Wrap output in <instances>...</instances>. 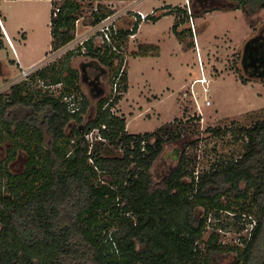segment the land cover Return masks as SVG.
Here are the masks:
<instances>
[{"label": "trees", "instance_id": "obj_1", "mask_svg": "<svg viewBox=\"0 0 264 264\" xmlns=\"http://www.w3.org/2000/svg\"><path fill=\"white\" fill-rule=\"evenodd\" d=\"M52 3L51 50L56 51L73 40L76 20L86 7L92 10L94 0ZM251 3L189 0L183 7L165 5L148 20L175 13V33L189 48L193 42L187 38L194 35L189 9L193 18L238 8L251 16L264 9V3ZM98 4L92 24L114 12ZM138 28L139 21L132 29L119 28L114 41L120 51L91 39L85 52L70 50L62 61L0 92V143L6 145V156H0V264H223L221 255L227 254L232 258L226 264H264V118L235 129L246 141L238 158L196 173L178 149L177 166L157 180L153 167L181 134L170 128L130 133L124 115L111 111L129 88L123 51ZM158 52V45L141 44L131 53ZM81 54L90 61L77 69L71 60ZM241 65L244 82H264V29L246 41ZM106 68L115 75L111 98L105 96ZM56 84L61 87L50 88ZM71 94L82 98L75 112L64 101ZM91 99L97 100L95 112ZM232 131L228 126L205 130L217 138ZM105 142L123 154H103L97 145ZM20 155L25 164L15 170ZM220 212L233 213L234 226L243 223L239 232L248 229L240 241L223 243L216 231L205 240L208 220Z\"/></svg>", "mask_w": 264, "mask_h": 264}, {"label": "rangeland", "instance_id": "obj_2", "mask_svg": "<svg viewBox=\"0 0 264 264\" xmlns=\"http://www.w3.org/2000/svg\"><path fill=\"white\" fill-rule=\"evenodd\" d=\"M98 1L103 0H94V3ZM132 1H125L117 9H122ZM140 1L137 0V4ZM188 3V0H142L137 8L148 13L158 9L159 13L164 11L162 7L165 5L183 7ZM262 3L264 0H252L251 4L258 6ZM0 4L5 14L2 20H7L5 26L8 37L14 41L19 53L16 58L0 27V66L8 76H0L2 92L8 90L23 71L31 67L36 70L56 60L62 61L64 56L51 59L55 53L51 50L50 18L53 3L50 0H0ZM84 13L89 15V7L85 8ZM175 19V13H166L156 21L141 22L136 37L129 39L123 54V67L129 74V88L120 104L111 110L126 116L130 133L164 132L170 128L174 133L181 134L178 141L167 144L153 167L157 180L177 166L178 149L185 151L191 159L190 168L196 173L209 170L219 162L238 158L245 150L246 141L235 133V129L248 127L264 118V82L251 79L244 82L240 78L245 76L241 65L245 43L264 29V9L251 16L238 8L214 10L194 17L196 29L193 32L195 35L191 34L187 38L188 42H193L189 48L184 47L175 33ZM182 27H188V24ZM82 30H85V25H82ZM197 39L205 47L202 55L198 53ZM150 43L160 45L159 55H132L131 52L138 51L141 44ZM71 61V65L78 69L90 58L81 54ZM88 71L99 72L93 67H88ZM203 75L208 79L207 84L197 80ZM114 76L113 70L108 68L103 77L106 97L111 98L116 92ZM80 86L81 91L88 95L85 84L81 83ZM208 101L210 104H207ZM91 102L95 112L97 100L91 99ZM227 126L233 131L221 138L211 137L205 132L208 127ZM97 148L106 155L123 154L107 142L98 144ZM0 156H6V145L1 143ZM24 164L25 160L20 155L13 168L19 170ZM233 215L228 212L212 215L208 220L205 240L216 231L223 243L240 241L241 235H246L248 229L239 232L237 227L243 223L238 221V226H234L236 220ZM248 225H251L250 222ZM231 258L228 254L221 255L220 260L226 264Z\"/></svg>", "mask_w": 264, "mask_h": 264}, {"label": "built area", "instance_id": "obj_3", "mask_svg": "<svg viewBox=\"0 0 264 264\" xmlns=\"http://www.w3.org/2000/svg\"><path fill=\"white\" fill-rule=\"evenodd\" d=\"M51 1H53V0H51ZM54 1H56V0H54ZM125 1H129V0H103V1H98L97 3H94V6H93L92 10H90V13L88 16H86V14L83 12V14L76 20V22H75V33H74L75 37L73 38V40H71L69 43H67L66 45H64L60 49L54 51L53 54L54 53L55 54H54V56L51 57V59L56 60L57 58L64 55L66 52H68L70 50H75L78 47H80L81 50L83 52H85L86 51L85 43L91 39H93V41L96 44L97 43L98 44L105 43V44L111 45L115 51H120L117 48L115 41H114V40H117L120 36L119 28H123L124 30L132 29L134 27V25L136 24V22L139 21V26H140L141 22L148 20V16L150 14H152V15L158 14V12L155 9H153L150 13H148V12L145 13V12L135 8L137 5V0H133L131 3H129L128 5L123 7L122 9H117V7L119 5L124 4ZM98 3H101L105 6H107L108 8L113 9L114 12L111 14H108L106 17L101 19L98 23L92 24L90 22L91 21L90 15L93 12L99 11V4ZM58 11H59V8L56 7L55 8V15H57ZM188 14H190L191 28L194 32L196 27H195V23L193 21V17L191 16V10L190 9L188 10ZM82 25H85V30H82ZM0 27H1L4 35L7 36L10 45L12 46V42L9 39V37H8V35L4 29L1 18H0ZM134 36H135V34H131L129 36V39L131 37H134ZM197 49H198V45H197ZM123 53H124V51H123ZM200 67H201V69L203 68L202 65H200ZM34 71H35L34 67H31L30 69L23 71L21 76L18 77L17 79H15L13 82L16 83L20 80L28 78V76ZM197 80L201 83H205V84L208 83V79L205 75L201 76ZM115 85H116V83L114 84V86ZM59 87H61V84L52 85L50 88L54 90V89L59 88ZM204 88H205V90H207V86H205ZM81 100H82V98L80 96L76 97L75 94L64 96V101L67 102L68 107L72 112L78 111L80 109ZM207 104H210V101H208ZM88 137L90 139L94 138L93 132L90 133L88 135Z\"/></svg>", "mask_w": 264, "mask_h": 264}, {"label": "crops", "instance_id": "obj_4", "mask_svg": "<svg viewBox=\"0 0 264 264\" xmlns=\"http://www.w3.org/2000/svg\"><path fill=\"white\" fill-rule=\"evenodd\" d=\"M15 1H17V0H15ZM51 1V0H50ZM142 1V0H141ZM140 1V2H141ZM189 1V0H188ZM52 2V1H51ZM139 2V3H140ZM138 3V4H139ZM137 4V5H138ZM137 5H136V8H137ZM138 9V8H137ZM140 10V9H139ZM142 11V10H141ZM146 13V12H145ZM2 17H5V14H4V12H3V9H2V7H1V4H0V18H1V20H2ZM50 20H51V18H50ZM5 21H7V20H5ZM3 22V20H2V23H3V25H4V29H5V31H6V33H7V35L9 36V34H8V31H7V26H5L6 25V22ZM141 25V24H140ZM139 29V28H138ZM50 33H51V28H50ZM137 33V32H136ZM136 33H135V36H134V38L136 37ZM10 38V37H9ZM52 38V37H51ZM11 39V38H10ZM12 41V40H11ZM151 44V43H150ZM154 45H158V44H154ZM197 45H198V53L200 54V55H202V53L204 52V50H205V47H202L201 45H200V43H199V40L197 39ZM159 46V50H160V45H158ZM12 50H13V53H14V55H15V57L17 58V57H19V53L17 52V50H16V47H15V44H14V41H12ZM133 51H136V50H133ZM132 51V52H133ZM159 53L160 52H158V55H159ZM2 62V61H1ZM18 63H19V65L21 66V61H20V59L18 58ZM128 78H129V74H128ZM127 93V92H126ZM125 93V94H126ZM124 94V95H125ZM124 97V96H123ZM121 101V100H120ZM120 104V102L117 104V105H119ZM119 114V113H118ZM120 115V114H119ZM124 117L126 118V116L124 115ZM126 122H127V118H126ZM129 132V131H128Z\"/></svg>", "mask_w": 264, "mask_h": 264}, {"label": "flooded vegetation", "instance_id": "obj_5", "mask_svg": "<svg viewBox=\"0 0 264 264\" xmlns=\"http://www.w3.org/2000/svg\"><path fill=\"white\" fill-rule=\"evenodd\" d=\"M0 65L2 66V62H1V61H0ZM1 66H0V76H1V77H4V78H7L8 76H7V74H5V72H4L3 68H1ZM10 72H11V71L8 70V73H9V74H10ZM9 74H8V75H9ZM4 75H5V76H4Z\"/></svg>", "mask_w": 264, "mask_h": 264}]
</instances>
